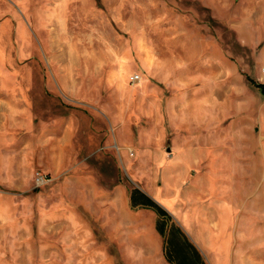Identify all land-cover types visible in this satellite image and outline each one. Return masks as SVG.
Returning a JSON list of instances; mask_svg holds the SVG:
<instances>
[{"label":"rangeland","instance_id":"obj_1","mask_svg":"<svg viewBox=\"0 0 264 264\" xmlns=\"http://www.w3.org/2000/svg\"><path fill=\"white\" fill-rule=\"evenodd\" d=\"M250 80L264 0H0V264H213L188 216L236 192L254 195L261 240ZM227 234L233 264H264Z\"/></svg>","mask_w":264,"mask_h":264},{"label":"crops","instance_id":"obj_2","mask_svg":"<svg viewBox=\"0 0 264 264\" xmlns=\"http://www.w3.org/2000/svg\"><path fill=\"white\" fill-rule=\"evenodd\" d=\"M208 191L210 194H214V186L213 184L209 183ZM131 201L132 197L134 198V203L138 201V206H150L151 203H155L154 200H150L147 197H141V203L139 202V199L137 200L136 195L131 194ZM230 208L228 207V204H220L218 207H215L214 210H212L208 214H204V210H199L198 215H195L193 217L197 216V219L190 220V216H188V223L189 227H199L201 230L209 234L207 239H213L215 241L214 247L215 250L218 252V256L214 258L213 264H233L232 257H228L227 252L229 249V239L230 234H227L229 226H236L237 231L239 232H246L247 237L245 240H243V244L241 247H257L264 249V229H261V232L263 233V236L261 240L256 239L254 236V227H255V221L254 218L256 217L255 214V198L254 195H250L249 192L243 194L231 193L230 195ZM132 202V203H133ZM238 211H241L242 215H238ZM194 212V211H193ZM203 214H202V213ZM260 212V211H259ZM260 214V215H259ZM258 214V218H260L262 224H264V210L261 211V213ZM203 216L205 219H203ZM187 221V220H185ZM192 230H189V232H192ZM187 230H185L186 232ZM258 237V236H257ZM167 241V239H166ZM175 244H178L177 241H175ZM185 246L186 250L189 249V244L186 241L182 242ZM213 247V246H212ZM169 250V246L166 242V250ZM171 250V249H170ZM169 253H174V251H170ZM188 251V250H187ZM190 253V252H189ZM175 254V253H174ZM177 261L176 257L172 261ZM264 263V262H263ZM177 264V263H176ZM190 264V262H189ZM193 264V263H192ZM199 264V263H195ZM239 264V263H237Z\"/></svg>","mask_w":264,"mask_h":264},{"label":"trees","instance_id":"obj_3","mask_svg":"<svg viewBox=\"0 0 264 264\" xmlns=\"http://www.w3.org/2000/svg\"><path fill=\"white\" fill-rule=\"evenodd\" d=\"M250 82L261 92V94L264 96V84H259V83H255L253 81L250 80ZM142 197V194H141ZM151 205L155 206V207H159L157 204L155 203H151ZM160 209L163 213H165L160 207L158 208Z\"/></svg>","mask_w":264,"mask_h":264},{"label":"built area","instance_id":"obj_4","mask_svg":"<svg viewBox=\"0 0 264 264\" xmlns=\"http://www.w3.org/2000/svg\"><path fill=\"white\" fill-rule=\"evenodd\" d=\"M137 77H135L134 79H136Z\"/></svg>","mask_w":264,"mask_h":264}]
</instances>
